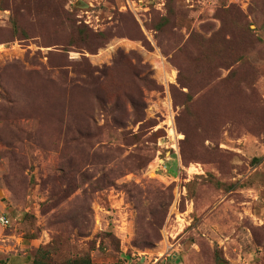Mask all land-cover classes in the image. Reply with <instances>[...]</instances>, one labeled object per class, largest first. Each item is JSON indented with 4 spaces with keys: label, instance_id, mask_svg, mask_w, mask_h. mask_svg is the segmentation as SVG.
Segmentation results:
<instances>
[{
    "label": "rangeland",
    "instance_id": "374dc122",
    "mask_svg": "<svg viewBox=\"0 0 264 264\" xmlns=\"http://www.w3.org/2000/svg\"><path fill=\"white\" fill-rule=\"evenodd\" d=\"M2 216L0 264H264V0H0Z\"/></svg>",
    "mask_w": 264,
    "mask_h": 264
},
{
    "label": "trees",
    "instance_id": "16d2710c",
    "mask_svg": "<svg viewBox=\"0 0 264 264\" xmlns=\"http://www.w3.org/2000/svg\"><path fill=\"white\" fill-rule=\"evenodd\" d=\"M33 264H58V262L52 259V254L49 249L40 248L37 251V257ZM66 264H68V262ZM83 264H92V263L90 259L85 258L83 260Z\"/></svg>",
    "mask_w": 264,
    "mask_h": 264
},
{
    "label": "built area",
    "instance_id": "2783aa9c",
    "mask_svg": "<svg viewBox=\"0 0 264 264\" xmlns=\"http://www.w3.org/2000/svg\"><path fill=\"white\" fill-rule=\"evenodd\" d=\"M163 166V163H159V167H162ZM160 169V168H159ZM158 169V170H159ZM0 224L2 225V226H5V227H7L9 224H10V220L8 219V217H6V216H2V217H0Z\"/></svg>",
    "mask_w": 264,
    "mask_h": 264
},
{
    "label": "bare ground",
    "instance_id": "6f19581e",
    "mask_svg": "<svg viewBox=\"0 0 264 264\" xmlns=\"http://www.w3.org/2000/svg\"><path fill=\"white\" fill-rule=\"evenodd\" d=\"M175 133V132H174Z\"/></svg>",
    "mask_w": 264,
    "mask_h": 264
}]
</instances>
